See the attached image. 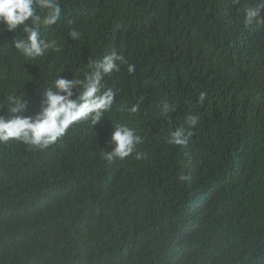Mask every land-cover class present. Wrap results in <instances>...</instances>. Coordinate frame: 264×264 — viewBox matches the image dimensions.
Masks as SVG:
<instances>
[{"label": "trees", "instance_id": "obj_1", "mask_svg": "<svg viewBox=\"0 0 264 264\" xmlns=\"http://www.w3.org/2000/svg\"><path fill=\"white\" fill-rule=\"evenodd\" d=\"M55 2L45 25L34 0L42 56L15 48L23 25L0 24V117H35L59 78L74 82L55 140L0 139V264H264V23L246 21L260 0ZM112 53L124 60L103 73ZM97 71L110 108L72 120ZM188 115L187 144L168 143ZM121 126L142 142L109 160Z\"/></svg>", "mask_w": 264, "mask_h": 264}, {"label": "clouds", "instance_id": "obj_2", "mask_svg": "<svg viewBox=\"0 0 264 264\" xmlns=\"http://www.w3.org/2000/svg\"><path fill=\"white\" fill-rule=\"evenodd\" d=\"M238 2V0H237ZM41 8L47 9V15L43 19V24L50 25L55 23L60 14L61 9L55 0H36ZM264 11V0H260L254 8L246 9V21L250 24L253 21L257 24L264 23V16L261 12ZM32 20V25H28L26 21ZM41 17L36 14L34 7V0H0V24H5L8 31H15L18 26L23 25V32L26 34L24 39H18L15 43V48L21 51L25 56L35 58L42 56L44 50L49 45H44L39 36V23ZM70 35L75 38L78 33L72 31ZM55 42H53L54 46ZM124 57L117 53H112L105 57L103 63L97 64V68L101 69L103 73H109L113 70H118L119 65L117 61H123ZM129 71H134V65H129ZM101 79V71L94 73L90 78L89 85L84 92L85 97L93 98L92 103H84L71 117L72 120L78 118H86L91 115L93 123L101 120L104 110L110 108L113 101V92L111 90L104 93L101 97H94L98 90L99 81ZM56 93L50 89L44 92L46 100L44 101L46 107L42 112L35 117L28 116H14L11 119H4L0 117V139L7 140L9 138L23 139L26 143L33 145L46 146L51 141L55 140L56 135L62 134L69 124V120L63 121V126L57 127L55 121L49 119L51 111L57 106L61 105L67 96L60 94L64 90L70 89L74 84L73 81L59 78L56 82ZM72 93L69 91L68 96ZM204 96L201 94L200 100L203 101ZM14 107L10 110L13 113H18L20 109L26 107V102L13 99L9 97ZM70 101V99H68ZM169 105L165 103V113L169 110ZM176 106L171 105V110H175ZM137 108L134 106L131 111L135 112ZM197 117L188 115L186 123L189 125L188 129L179 128L169 134L168 143L170 144H187L189 138L192 136L197 125ZM112 142L115 145L111 152L106 153L107 159L111 160L113 157L124 158L132 154L137 144L142 142V138L135 134V131L126 126L116 128L112 136ZM136 158L140 159L141 154L137 153ZM183 178V177H182ZM188 250V249H187ZM186 250V251H187ZM195 259V258H194ZM222 264H237L234 262H222Z\"/></svg>", "mask_w": 264, "mask_h": 264}]
</instances>
